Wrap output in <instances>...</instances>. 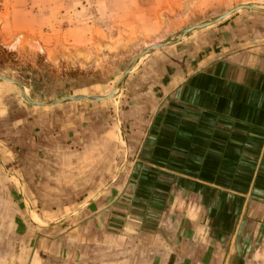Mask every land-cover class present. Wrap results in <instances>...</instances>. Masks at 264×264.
<instances>
[{"label": "crops", "instance_id": "1", "mask_svg": "<svg viewBox=\"0 0 264 264\" xmlns=\"http://www.w3.org/2000/svg\"><path fill=\"white\" fill-rule=\"evenodd\" d=\"M227 30L129 75L145 79L123 120L134 143L106 195L55 210L53 227L8 195L21 240L0 264H264V32Z\"/></svg>", "mask_w": 264, "mask_h": 264}, {"label": "rangeland", "instance_id": "2", "mask_svg": "<svg viewBox=\"0 0 264 264\" xmlns=\"http://www.w3.org/2000/svg\"><path fill=\"white\" fill-rule=\"evenodd\" d=\"M242 5L258 10H234ZM226 27L262 34L264 0H0V75L18 82L30 100L104 97L117 89L98 102L35 106L0 79V253L21 240L9 219L18 215V203L12 208L8 195L25 199L23 219L51 227L55 210L68 213L106 195L124 148L134 143L123 120L135 83L145 79L138 74L128 86L129 75L152 61L164 67L189 36ZM159 43L165 45L140 56L121 80L140 53Z\"/></svg>", "mask_w": 264, "mask_h": 264}, {"label": "water", "instance_id": "3", "mask_svg": "<svg viewBox=\"0 0 264 264\" xmlns=\"http://www.w3.org/2000/svg\"><path fill=\"white\" fill-rule=\"evenodd\" d=\"M236 9H246V10H258L256 7H252V6H247V5H242V6H239L237 8H235L234 10ZM232 10V11H234ZM231 13V12H229ZM229 13H226V14H229ZM226 14H223L221 15L220 17L212 20V21H208V22H205V23H201L199 25H196V26H193V27H190V28H187L186 30H184L181 34V37L182 38L183 36H186L187 34H189L190 32L194 31V30H199V29H203L205 27H208L210 25H213L219 21H222L223 19L226 18ZM165 45L164 43H159V44H156L154 46H152L151 48H148L146 49L145 51H143L142 53H140L133 61L131 67H129L124 73L123 75L121 76V80L125 79V77L130 73V71L132 70V68L134 67V65L137 63L138 59L140 58V56L148 53L149 51H151L152 49L154 48H157V47H160V46H163ZM0 79L4 80V81H7V82H11V83H14L16 84V86L19 88L20 92H21V95L23 97V99L31 104V105H35V106H51V105H56V104H60L64 101H77V100H87V101H91V102H98V101H102V100H105V99H109L111 98L115 91H112L108 96H104V97H88V96H79V97H67V98H64V99H61V100H57L53 103H44V102H35V101H32L30 100L27 95L25 94L24 92V89L23 87L16 81H13L11 79H8V78H5L3 76L0 75Z\"/></svg>", "mask_w": 264, "mask_h": 264}, {"label": "bare ground", "instance_id": "4", "mask_svg": "<svg viewBox=\"0 0 264 264\" xmlns=\"http://www.w3.org/2000/svg\"><path fill=\"white\" fill-rule=\"evenodd\" d=\"M229 15H230V13H229V14H226V17H228ZM114 91L116 92V91H117V89H115Z\"/></svg>", "mask_w": 264, "mask_h": 264}]
</instances>
